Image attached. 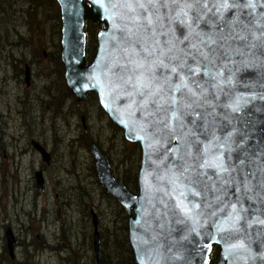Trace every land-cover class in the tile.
Masks as SVG:
<instances>
[{"label": "water", "instance_id": "95a60500", "mask_svg": "<svg viewBox=\"0 0 264 264\" xmlns=\"http://www.w3.org/2000/svg\"><path fill=\"white\" fill-rule=\"evenodd\" d=\"M56 1L67 86L77 102L95 92L140 145L134 192L90 143L99 182L129 214L136 263L213 264L216 245V264H264V0ZM87 20L100 24L88 64ZM6 240L12 252L10 229Z\"/></svg>", "mask_w": 264, "mask_h": 264}, {"label": "rangeland", "instance_id": "374dc122", "mask_svg": "<svg viewBox=\"0 0 264 264\" xmlns=\"http://www.w3.org/2000/svg\"><path fill=\"white\" fill-rule=\"evenodd\" d=\"M27 2L36 15L22 16ZM49 2L0 0L4 6L0 11V128L5 130L6 140L16 146H0V264H94L91 207L98 216L100 235L105 232L106 238L108 234L111 237L105 254L115 264L117 245L113 239L120 233L117 226L123 225L124 213L97 180L90 142L95 141L105 151L121 182L126 172L130 177L138 172L140 158L137 148H132L99 106L97 97L88 94L78 103L67 91L61 19L58 26L55 8ZM22 36L26 38L21 44ZM26 65L29 85L24 80ZM17 71L22 75L20 82L11 77ZM81 114L85 115V129ZM28 136L50 151V164L41 160ZM39 163L46 167L44 192L33 185L32 164ZM5 224L18 238L15 260L2 252ZM123 235L119 238L124 239ZM120 253V258L127 255L125 250Z\"/></svg>", "mask_w": 264, "mask_h": 264}, {"label": "trees", "instance_id": "16d2710c", "mask_svg": "<svg viewBox=\"0 0 264 264\" xmlns=\"http://www.w3.org/2000/svg\"><path fill=\"white\" fill-rule=\"evenodd\" d=\"M46 4H48V3L46 2ZM49 5L54 6L56 18L58 19V26H60V10H59L58 4L56 3V0H50ZM27 6H29L28 2H27L26 7L25 6H24V8L22 7V13H21L22 16L27 15L28 17H30V14H31V16L36 15L34 12V9H29ZM2 7H4V6H2V4H0V11H3ZM25 22H28V23L32 22V19L29 21L25 20ZM98 28H99L98 23H94V22L89 21V20L86 21L85 30H86V34H87V51H88V56L86 55V58L88 60H90L92 58L91 55L94 54L95 49H96V34L98 31ZM24 38H26V37L24 36ZM89 56H90V58H89ZM66 89H67V91L72 93V91L68 87H66ZM91 94H93V96L96 97L95 93H91ZM116 128H118L121 131V129L118 126H116ZM131 145H132L133 149L137 148V151H138L137 156H138V158H140L139 145L136 143H132ZM94 169H95V166H94ZM123 179H124V181L122 182L123 184H125L126 186H128V184H129L131 186V188H133V189L135 188L137 190V173L135 175H133L132 177H130L126 172ZM117 206L124 213V221L122 222L123 225L121 227L117 226L118 230H120L119 234L114 230L116 232V234H115V238L113 239V243L116 242V245H117V255H116L115 264H136V262L134 260V255H133V252H132L129 240H128V236H127V233H128V225H127L128 215L126 214V212L124 211L123 208H121L118 204H117ZM89 214H90V211H89ZM122 232H124V235H123L124 239L119 238L120 235L122 234ZM110 241H111L110 235L108 234V237L106 238L105 232H102V235H101L102 264H111L110 258L107 256V253L105 254L106 248L109 247ZM67 246H70V244H67ZM67 246L64 247V250L68 249ZM121 250L127 251V255L125 257L120 258V255H121L120 251ZM217 255H218V248H216L214 250L212 257H211V260L215 261V259L217 258Z\"/></svg>", "mask_w": 264, "mask_h": 264}, {"label": "flooded vegetation", "instance_id": "af4514ba", "mask_svg": "<svg viewBox=\"0 0 264 264\" xmlns=\"http://www.w3.org/2000/svg\"><path fill=\"white\" fill-rule=\"evenodd\" d=\"M44 54H45V52H44ZM26 71H28V79L26 78ZM20 76L22 77L20 71H17L16 73H13V76H11V77L14 78L15 80H17V81L20 82ZM5 79H6V77H5ZM5 79L2 78V81L5 82ZM24 80H25L26 85H29V83H30V69H29L28 65L25 66V70H24ZM80 120H81V123H82V115L80 116ZM84 120H85V115H84ZM82 126H83V128L85 129V127H84L83 124H82ZM33 140H36V139H33V138L30 139V143H31V145H32V141H33ZM37 141H38V140H37ZM42 145H43V144H42ZM5 156H6V155H5ZM42 172H43V176H44V170H43ZM34 174H35V172H34ZM34 178H35V177H34ZM33 185H35V187H36V181H35V183H33ZM45 189H46V188H45ZM44 191H45V190H44ZM44 191H43V192H44ZM58 213H59V208H57V214H58ZM15 239H16V242H15V243H17V242H18V238L16 237ZM65 250H67V249H65ZM14 251H15V249H14ZM14 251L10 252V251L8 250L7 245H6V239H5V244L3 245V250H2V252H8L10 258H12L13 260H15V259H16V253H15ZM67 253H68V252H67ZM70 264H83V263H82V262H74V261H72Z\"/></svg>", "mask_w": 264, "mask_h": 264}, {"label": "bare ground", "instance_id": "6f19581e", "mask_svg": "<svg viewBox=\"0 0 264 264\" xmlns=\"http://www.w3.org/2000/svg\"><path fill=\"white\" fill-rule=\"evenodd\" d=\"M13 41H15V40H13ZM23 41H24V38L23 37H21L20 38V40H19V42L22 44L23 43ZM81 115H83L84 116V114H81ZM6 132H5V130H3V129H1L0 128V146L1 145H6V144H10L12 147H16L15 145H14V143L12 144V142H10V140L8 139V140H6V134H5ZM27 139H31V137H27ZM34 167H35V169L33 170V173L35 172V171H37V170H44V172H45V169L44 168H46L42 163H39L38 165H35V164H32ZM16 170L19 172L20 171V168L19 167H16ZM51 171H49V173H50ZM95 172H96V176H97V171H96V169H95ZM115 176V175H114ZM116 177V176H115ZM97 180H98V176H97ZM99 182V181H98ZM2 228H3V230H4V234H5V238H6V231L8 230V229H10L11 230V232H12V234H13V236H14V238H16L17 236L14 234V232L12 231V229H11V226L9 225V224H5V225H3L2 226ZM15 242H16V239H15ZM14 242V244H13V251H14V249H15V246H16V244L17 243H15ZM6 245H7V240H6ZM7 248H8V246H7ZM9 250V249H8Z\"/></svg>", "mask_w": 264, "mask_h": 264}]
</instances>
